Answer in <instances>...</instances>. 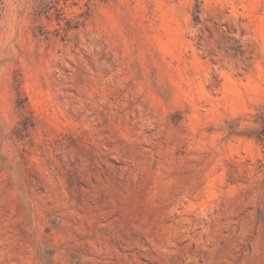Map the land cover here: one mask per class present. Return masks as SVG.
I'll use <instances>...</instances> for the list:
<instances>
[{
	"label": "rangeland",
	"instance_id": "1",
	"mask_svg": "<svg viewBox=\"0 0 264 264\" xmlns=\"http://www.w3.org/2000/svg\"><path fill=\"white\" fill-rule=\"evenodd\" d=\"M263 108L264 0H0V264H264Z\"/></svg>",
	"mask_w": 264,
	"mask_h": 264
},
{
	"label": "trees",
	"instance_id": "2",
	"mask_svg": "<svg viewBox=\"0 0 264 264\" xmlns=\"http://www.w3.org/2000/svg\"><path fill=\"white\" fill-rule=\"evenodd\" d=\"M252 123L253 127L248 129L246 136L254 139L264 149V108L252 116ZM261 171L264 172V169Z\"/></svg>",
	"mask_w": 264,
	"mask_h": 264
}]
</instances>
